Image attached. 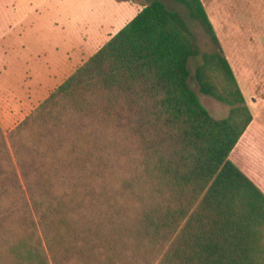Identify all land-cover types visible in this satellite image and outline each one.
Returning a JSON list of instances; mask_svg holds the SVG:
<instances>
[{"label":"trees","instance_id":"trees-1","mask_svg":"<svg viewBox=\"0 0 264 264\" xmlns=\"http://www.w3.org/2000/svg\"><path fill=\"white\" fill-rule=\"evenodd\" d=\"M129 2L131 0H118ZM144 9L24 121L0 120V264H264L254 116L202 0ZM231 107L216 118L190 84Z\"/></svg>","mask_w":264,"mask_h":264},{"label":"rangeland","instance_id":"rangeland-1","mask_svg":"<svg viewBox=\"0 0 264 264\" xmlns=\"http://www.w3.org/2000/svg\"><path fill=\"white\" fill-rule=\"evenodd\" d=\"M151 1L0 0V120L4 131L15 129ZM160 1L183 15L204 52L215 50L185 5ZM202 1L254 120H264V0ZM200 62L201 57L190 62V84L214 117L225 118L231 107L199 90L196 69ZM234 152L230 159L236 163ZM262 159L260 154L245 160L263 166Z\"/></svg>","mask_w":264,"mask_h":264},{"label":"crops","instance_id":"crops-1","mask_svg":"<svg viewBox=\"0 0 264 264\" xmlns=\"http://www.w3.org/2000/svg\"><path fill=\"white\" fill-rule=\"evenodd\" d=\"M234 151L236 164L264 192V165H255L245 160L250 155L254 157L261 154L264 157V120L253 119ZM258 168H261L262 172Z\"/></svg>","mask_w":264,"mask_h":264}]
</instances>
